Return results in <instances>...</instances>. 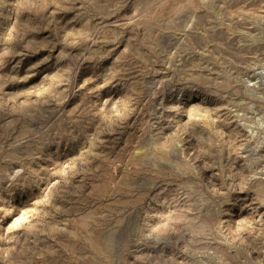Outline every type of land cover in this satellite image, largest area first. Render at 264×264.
Here are the masks:
<instances>
[{
	"label": "rangeland",
	"instance_id": "1",
	"mask_svg": "<svg viewBox=\"0 0 264 264\" xmlns=\"http://www.w3.org/2000/svg\"><path fill=\"white\" fill-rule=\"evenodd\" d=\"M0 264H264V0H0Z\"/></svg>",
	"mask_w": 264,
	"mask_h": 264
}]
</instances>
